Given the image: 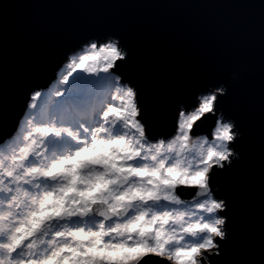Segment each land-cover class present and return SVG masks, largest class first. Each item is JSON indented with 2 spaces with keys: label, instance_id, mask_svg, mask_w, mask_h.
Here are the masks:
<instances>
[{
  "label": "snow or ice",
  "instance_id": "snow-or-ice-1",
  "mask_svg": "<svg viewBox=\"0 0 264 264\" xmlns=\"http://www.w3.org/2000/svg\"><path fill=\"white\" fill-rule=\"evenodd\" d=\"M0 264H264V0H3Z\"/></svg>",
  "mask_w": 264,
  "mask_h": 264
},
{
  "label": "water",
  "instance_id": "water-1",
  "mask_svg": "<svg viewBox=\"0 0 264 264\" xmlns=\"http://www.w3.org/2000/svg\"><path fill=\"white\" fill-rule=\"evenodd\" d=\"M3 3V0H0ZM30 9L14 8L10 12V23L15 24ZM153 18L164 30L166 41H182L191 38V32L213 29L227 22L229 14L218 9H173L156 10Z\"/></svg>",
  "mask_w": 264,
  "mask_h": 264
},
{
  "label": "rangeland",
  "instance_id": "rangeland-1",
  "mask_svg": "<svg viewBox=\"0 0 264 264\" xmlns=\"http://www.w3.org/2000/svg\"><path fill=\"white\" fill-rule=\"evenodd\" d=\"M51 87H52V88H53V90H54V88H55V84H52V85H51Z\"/></svg>",
  "mask_w": 264,
  "mask_h": 264
}]
</instances>
